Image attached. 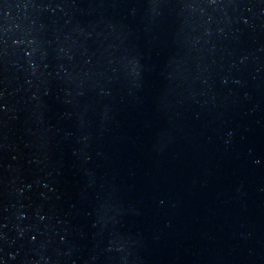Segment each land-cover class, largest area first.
<instances>
[{
    "label": "water",
    "instance_id": "water-1",
    "mask_svg": "<svg viewBox=\"0 0 264 264\" xmlns=\"http://www.w3.org/2000/svg\"><path fill=\"white\" fill-rule=\"evenodd\" d=\"M0 264H264V0H0Z\"/></svg>",
    "mask_w": 264,
    "mask_h": 264
}]
</instances>
